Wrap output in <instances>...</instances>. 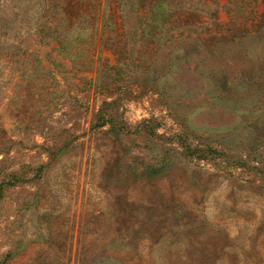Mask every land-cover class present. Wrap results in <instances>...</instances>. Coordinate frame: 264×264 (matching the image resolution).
I'll list each match as a JSON object with an SVG mask.
<instances>
[{"label": "rangeland", "instance_id": "obj_1", "mask_svg": "<svg viewBox=\"0 0 264 264\" xmlns=\"http://www.w3.org/2000/svg\"><path fill=\"white\" fill-rule=\"evenodd\" d=\"M97 1L0 0V264H264V0Z\"/></svg>", "mask_w": 264, "mask_h": 264}, {"label": "trees", "instance_id": "obj_2", "mask_svg": "<svg viewBox=\"0 0 264 264\" xmlns=\"http://www.w3.org/2000/svg\"><path fill=\"white\" fill-rule=\"evenodd\" d=\"M91 4H92V8H93V10H95V11H97L98 12V6H99V3H98V1H97V3H96V0H91ZM78 7V6H77ZM76 7V8H77ZM75 8V9H76ZM74 9V10H75ZM70 10H72V9H70ZM79 10V9H78ZM77 11V10H76ZM76 11H73L72 13H71V17H69V19H68V23H69V27H71L70 28V30L73 28V26L75 25V20L72 18V14L74 13V12H76ZM94 14V13H93ZM95 15V14H94ZM95 16H97V15H95ZM96 19V18H95ZM116 32H117V30H116ZM118 35V34H117ZM116 35V36H117ZM92 41H93V39H92ZM5 53H4V51H0V55L1 56H3ZM92 62V61H91ZM89 64H90V62H89Z\"/></svg>", "mask_w": 264, "mask_h": 264}]
</instances>
